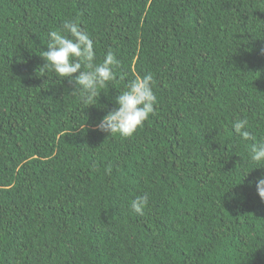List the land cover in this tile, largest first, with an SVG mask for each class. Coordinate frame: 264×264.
<instances>
[{
	"label": "trees",
	"instance_id": "obj_1",
	"mask_svg": "<svg viewBox=\"0 0 264 264\" xmlns=\"http://www.w3.org/2000/svg\"><path fill=\"white\" fill-rule=\"evenodd\" d=\"M69 19L118 61L96 107L39 70ZM147 74L143 127L95 130ZM262 139L264 0H0V264H264Z\"/></svg>",
	"mask_w": 264,
	"mask_h": 264
},
{
	"label": "clouds",
	"instance_id": "obj_2",
	"mask_svg": "<svg viewBox=\"0 0 264 264\" xmlns=\"http://www.w3.org/2000/svg\"><path fill=\"white\" fill-rule=\"evenodd\" d=\"M47 35V50L40 55L45 62L39 69L41 73H51L59 83L66 80L74 85L70 95L78 97L83 105L95 106L100 90L116 80L114 69L118 61L115 55L108 51L98 61L93 38L75 20H65L60 29L51 30ZM114 103L116 107L103 116L95 125V130L108 137L131 138L155 112L157 96L153 90V76L136 75L115 97ZM249 127L247 119H239L232 124V131L241 140L248 141L252 139ZM248 163L255 166L254 170L264 168V139L252 145ZM249 173L242 170L244 178ZM252 186L260 200L264 201V176L249 181V187ZM148 203V195L137 196L130 202V209L143 215Z\"/></svg>",
	"mask_w": 264,
	"mask_h": 264
}]
</instances>
